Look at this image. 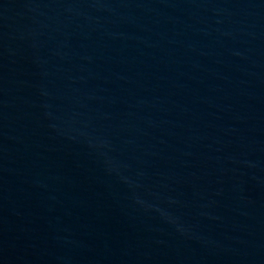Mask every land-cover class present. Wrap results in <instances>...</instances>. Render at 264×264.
I'll list each match as a JSON object with an SVG mask.
<instances>
[{
	"label": "water",
	"instance_id": "obj_1",
	"mask_svg": "<svg viewBox=\"0 0 264 264\" xmlns=\"http://www.w3.org/2000/svg\"><path fill=\"white\" fill-rule=\"evenodd\" d=\"M0 264H264V0H0Z\"/></svg>",
	"mask_w": 264,
	"mask_h": 264
}]
</instances>
